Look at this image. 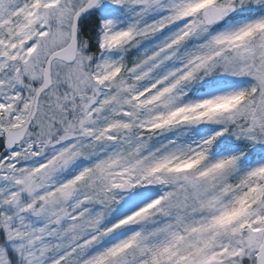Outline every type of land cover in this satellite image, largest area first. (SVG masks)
Masks as SVG:
<instances>
[{
  "label": "snow or ice",
  "instance_id": "snow-or-ice-1",
  "mask_svg": "<svg viewBox=\"0 0 264 264\" xmlns=\"http://www.w3.org/2000/svg\"><path fill=\"white\" fill-rule=\"evenodd\" d=\"M0 264H264V0H0Z\"/></svg>",
  "mask_w": 264,
  "mask_h": 264
}]
</instances>
